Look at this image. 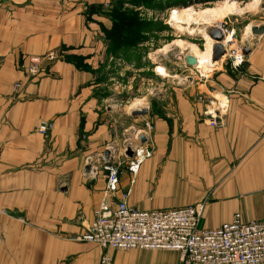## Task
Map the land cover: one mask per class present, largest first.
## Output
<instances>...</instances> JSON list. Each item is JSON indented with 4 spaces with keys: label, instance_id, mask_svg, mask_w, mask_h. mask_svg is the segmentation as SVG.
Here are the masks:
<instances>
[{
    "label": "crops",
    "instance_id": "1",
    "mask_svg": "<svg viewBox=\"0 0 264 264\" xmlns=\"http://www.w3.org/2000/svg\"><path fill=\"white\" fill-rule=\"evenodd\" d=\"M112 2L0 0V264H100L104 252L77 238L103 200L105 172L93 157L115 136L95 97L96 77L112 56ZM247 27L263 33L246 41L242 68L221 63L206 81L213 94L228 96L222 126L206 125L204 103L192 92L162 117L147 116L152 157L132 184L125 165L119 169L116 199L130 189L127 204L137 211L200 205L202 229L234 214L264 219V16ZM50 52L81 58L88 69L61 58L27 80L18 65ZM107 255L108 264H179L172 251Z\"/></svg>",
    "mask_w": 264,
    "mask_h": 264
},
{
    "label": "rangeland",
    "instance_id": "2",
    "mask_svg": "<svg viewBox=\"0 0 264 264\" xmlns=\"http://www.w3.org/2000/svg\"><path fill=\"white\" fill-rule=\"evenodd\" d=\"M112 6L118 15L123 13L133 27L126 33L121 48L112 51L111 58L100 68L95 80L98 84L95 97L100 102L101 113L105 114L106 124L115 127L114 140L106 151L111 149L115 162L122 163L123 150L127 144L135 142V135L144 128L147 116L162 117L179 95L187 96L190 92L204 106L208 98L217 99L209 90L213 87L206 81L210 82L221 63L232 69L227 57L211 61L212 48L218 43L209 37L206 29L222 26L233 32L235 45H245L252 36L247 25L264 16V0H146L143 5L137 0H113ZM187 9L195 18L193 22L174 20L175 13ZM213 10H220L217 16L197 17ZM233 44L228 49L234 48ZM207 49L208 59L202 62L196 58V52ZM187 56L196 59V66L185 62ZM65 58L63 56L62 60ZM80 66L88 69L84 61ZM207 83L208 90L203 87L201 91V86ZM143 110L147 111L146 115L134 116L135 112ZM102 158L104 153L93 157L92 163L102 166Z\"/></svg>",
    "mask_w": 264,
    "mask_h": 264
},
{
    "label": "built area",
    "instance_id": "3",
    "mask_svg": "<svg viewBox=\"0 0 264 264\" xmlns=\"http://www.w3.org/2000/svg\"><path fill=\"white\" fill-rule=\"evenodd\" d=\"M215 28L223 36L218 44L226 42L221 45L223 58H228L235 72L245 62L244 45H235L232 31L228 32L222 26ZM231 44L234 48L228 49ZM61 58V54L54 52L29 57L18 65V69L27 80L33 81ZM20 88L21 84L14 85L15 92ZM216 96L217 99H207L203 112L206 125L210 128L222 126L227 108L228 96ZM152 131L153 125L145 122L144 128L137 131L135 142L127 144L123 150L125 159L122 163L115 162L111 149L108 159L102 158V170L105 172L103 200L94 210L93 219L84 234L77 240L95 244L104 252L100 264L110 262L109 251H172L179 255V264H264V219L246 222L239 214H234L229 222L217 228L202 229L200 205L137 211L127 204L130 189L116 199L119 169L125 165L132 184L143 162L152 157ZM40 132H46L44 125ZM141 137L145 139L144 144H140ZM127 148H130L132 158L126 157Z\"/></svg>",
    "mask_w": 264,
    "mask_h": 264
},
{
    "label": "trees",
    "instance_id": "4",
    "mask_svg": "<svg viewBox=\"0 0 264 264\" xmlns=\"http://www.w3.org/2000/svg\"><path fill=\"white\" fill-rule=\"evenodd\" d=\"M140 5H143L146 0H137ZM110 9L109 17L111 20V28L106 33V39L110 45L111 51L117 52L119 48H121L122 44L125 41V35L129 32L133 24L127 19V17L122 13L118 15V11ZM65 61L73 64L75 67L80 68L82 70H86L87 68L80 66L81 58L75 57H66Z\"/></svg>",
    "mask_w": 264,
    "mask_h": 264
},
{
    "label": "water",
    "instance_id": "5",
    "mask_svg": "<svg viewBox=\"0 0 264 264\" xmlns=\"http://www.w3.org/2000/svg\"><path fill=\"white\" fill-rule=\"evenodd\" d=\"M251 34L253 36H260L262 33H263V27H252L251 28ZM206 33H208L209 37L216 43H220L222 40H223V36L222 34L220 33L219 30H217L216 28H208L206 30ZM250 52V49L249 48H244V51H243V54L246 56L248 55ZM224 56V49L222 48L221 45L219 44H216L213 48H212V57H211V61L212 62H217V61H220V59ZM185 62L189 65V66H196L197 64V61L195 58H193L192 56H187L185 58ZM147 114V111L146 110H143L141 112H135L134 113V116L136 115H146ZM145 142V139L144 137H141L140 138V144H144ZM126 157L127 158H132L133 154L130 150V148H127L126 149ZM108 156H109V152L108 151H105L104 153V160H107L108 159ZM90 169L91 167L88 165L86 166L85 168V172L86 173H89L90 172Z\"/></svg>",
    "mask_w": 264,
    "mask_h": 264
},
{
    "label": "bare ground",
    "instance_id": "6",
    "mask_svg": "<svg viewBox=\"0 0 264 264\" xmlns=\"http://www.w3.org/2000/svg\"><path fill=\"white\" fill-rule=\"evenodd\" d=\"M230 10V9H229ZM186 11H189V9L187 10H184L180 13H175V16H174V20L176 21H186L188 24L193 22V20H195V18L192 17V15L189 13H187ZM220 11V10H213V11H210V12H207L205 15L203 14H198V18L199 19H203V18H208V17H213L214 15L217 14V12ZM183 13V14H182ZM187 13V14H185ZM190 14V15H189ZM183 15V17H182ZM217 16V15H216ZM206 18V19H207ZM198 19V20H199ZM207 30V29H206ZM205 32V31H204ZM190 34V33H189ZM208 34V33H207ZM223 44H226V42H222V44H219V45H223ZM193 48V47H192ZM195 49L193 48V51ZM194 53V52H193ZM195 54V53H194ZM208 56H209V49L206 50V52H196V58L197 59H200L202 62L205 61L206 59H208Z\"/></svg>",
    "mask_w": 264,
    "mask_h": 264
}]
</instances>
